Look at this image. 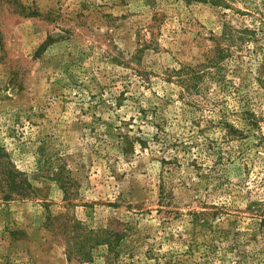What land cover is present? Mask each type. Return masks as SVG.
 <instances>
[{"label":"rangeland","instance_id":"rangeland-1","mask_svg":"<svg viewBox=\"0 0 264 264\" xmlns=\"http://www.w3.org/2000/svg\"><path fill=\"white\" fill-rule=\"evenodd\" d=\"M0 146V264H264V0H0Z\"/></svg>","mask_w":264,"mask_h":264},{"label":"trees","instance_id":"trees-1","mask_svg":"<svg viewBox=\"0 0 264 264\" xmlns=\"http://www.w3.org/2000/svg\"><path fill=\"white\" fill-rule=\"evenodd\" d=\"M244 33L243 31L242 34ZM221 39L227 42V48H229L230 44L233 42L232 36L225 33L221 35ZM225 55H228V49L220 46L218 49V57L215 58V62L211 61V64H216V62L222 60ZM203 76L204 73L202 71L194 68H185V74L179 77L183 90L187 94L197 92L200 86L199 82L203 79ZM28 191H31V189L29 184L25 181L23 174L14 168L8 153L0 146V193L2 195V200L8 201L14 197L24 198L27 196Z\"/></svg>","mask_w":264,"mask_h":264}]
</instances>
